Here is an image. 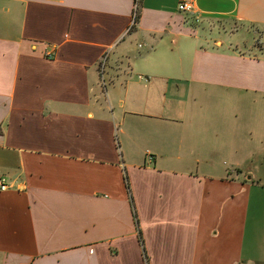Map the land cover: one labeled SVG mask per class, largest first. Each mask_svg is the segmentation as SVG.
Returning <instances> with one entry per match:
<instances>
[{"label":"crops","instance_id":"crops-1","mask_svg":"<svg viewBox=\"0 0 264 264\" xmlns=\"http://www.w3.org/2000/svg\"><path fill=\"white\" fill-rule=\"evenodd\" d=\"M182 1L0 0V264H264V0Z\"/></svg>","mask_w":264,"mask_h":264},{"label":"rangeland","instance_id":"rangeland-1","mask_svg":"<svg viewBox=\"0 0 264 264\" xmlns=\"http://www.w3.org/2000/svg\"><path fill=\"white\" fill-rule=\"evenodd\" d=\"M234 29V32H237L239 29L238 26ZM248 30H243L239 32V34H229L226 33L221 28H218L213 33V36L219 38L220 40L224 39H233L234 42H239L240 47L242 51L250 52V54L254 56H261L264 54V27H256V26H250L247 28ZM131 51L134 52V54L137 53V41L133 42V45L131 46ZM144 52V51H142ZM144 54V53H143ZM131 58H133V55H131Z\"/></svg>","mask_w":264,"mask_h":264},{"label":"built area","instance_id":"built-area-1","mask_svg":"<svg viewBox=\"0 0 264 264\" xmlns=\"http://www.w3.org/2000/svg\"><path fill=\"white\" fill-rule=\"evenodd\" d=\"M138 1V0H137ZM136 9L135 8V14L132 22V26H134L135 23V18H136ZM179 11L183 13H188V14H194L195 12V7L194 4L191 0H183L180 5H179ZM10 185L5 177H0V191L4 192L9 189Z\"/></svg>","mask_w":264,"mask_h":264},{"label":"trees","instance_id":"trees-1","mask_svg":"<svg viewBox=\"0 0 264 264\" xmlns=\"http://www.w3.org/2000/svg\"><path fill=\"white\" fill-rule=\"evenodd\" d=\"M136 7H137V9H136V18H135V23L137 24L138 23V21H139V18H140V0H136ZM134 216L136 217V219H137V215H136V213H134ZM137 223V222H136ZM137 227H138V231H139V234H140V236H141V230H140V228H139V226H138V223H137ZM141 238V237H140Z\"/></svg>","mask_w":264,"mask_h":264}]
</instances>
